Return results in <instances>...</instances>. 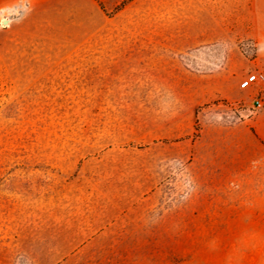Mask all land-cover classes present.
<instances>
[{"label":"rangeland","instance_id":"1","mask_svg":"<svg viewBox=\"0 0 264 264\" xmlns=\"http://www.w3.org/2000/svg\"><path fill=\"white\" fill-rule=\"evenodd\" d=\"M260 0H0V264H264Z\"/></svg>","mask_w":264,"mask_h":264},{"label":"crops","instance_id":"2","mask_svg":"<svg viewBox=\"0 0 264 264\" xmlns=\"http://www.w3.org/2000/svg\"><path fill=\"white\" fill-rule=\"evenodd\" d=\"M253 11L251 19V37L255 46L254 62L259 71L264 72V0H260ZM252 136L258 149L264 150V110L260 111L255 119Z\"/></svg>","mask_w":264,"mask_h":264},{"label":"built area","instance_id":"3","mask_svg":"<svg viewBox=\"0 0 264 264\" xmlns=\"http://www.w3.org/2000/svg\"><path fill=\"white\" fill-rule=\"evenodd\" d=\"M239 87L245 89H255L256 94L250 108V115L256 114L259 110L264 109V72L256 71L245 76L239 83Z\"/></svg>","mask_w":264,"mask_h":264}]
</instances>
